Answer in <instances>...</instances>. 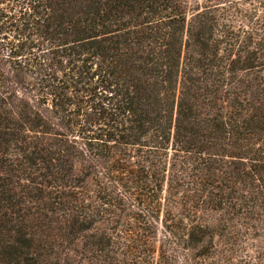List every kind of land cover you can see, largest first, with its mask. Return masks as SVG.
<instances>
[{
	"label": "trees",
	"instance_id": "obj_1",
	"mask_svg": "<svg viewBox=\"0 0 264 264\" xmlns=\"http://www.w3.org/2000/svg\"><path fill=\"white\" fill-rule=\"evenodd\" d=\"M0 264H264V0H0Z\"/></svg>",
	"mask_w": 264,
	"mask_h": 264
}]
</instances>
